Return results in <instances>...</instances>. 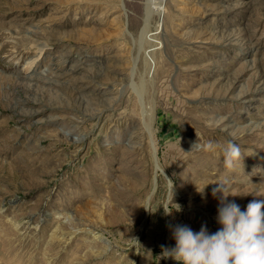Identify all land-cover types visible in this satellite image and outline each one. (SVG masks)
Listing matches in <instances>:
<instances>
[{
	"label": "rangeland",
	"instance_id": "1",
	"mask_svg": "<svg viewBox=\"0 0 264 264\" xmlns=\"http://www.w3.org/2000/svg\"><path fill=\"white\" fill-rule=\"evenodd\" d=\"M88 1L0 0V264H182L264 200V0Z\"/></svg>",
	"mask_w": 264,
	"mask_h": 264
},
{
	"label": "clouds",
	"instance_id": "2",
	"mask_svg": "<svg viewBox=\"0 0 264 264\" xmlns=\"http://www.w3.org/2000/svg\"><path fill=\"white\" fill-rule=\"evenodd\" d=\"M206 148L212 150V142ZM241 162L240 147L229 141L223 149L225 169L233 171ZM219 184L214 191L222 193L223 206L217 215L222 228L209 235L206 226L196 233L186 225H177L173 233L176 246L173 249L162 246V257H172L182 264H264V200H253L241 211L234 202L224 203L228 188L225 183Z\"/></svg>",
	"mask_w": 264,
	"mask_h": 264
},
{
	"label": "bare ground",
	"instance_id": "3",
	"mask_svg": "<svg viewBox=\"0 0 264 264\" xmlns=\"http://www.w3.org/2000/svg\"><path fill=\"white\" fill-rule=\"evenodd\" d=\"M90 4H101V2L100 1H91V0H89L88 1ZM163 9H164V5H155V4H150V3H147V7H146V19H145V22H146V25L143 27L144 28V30L142 31V32H146V30H147V26H148V21H149V16H150V14L151 13H157V14H160V13H162V11H163ZM38 50L39 51H41V48H38ZM34 63H35V59H33L30 63H29V65H28V68H30V67H32L33 65H34Z\"/></svg>",
	"mask_w": 264,
	"mask_h": 264
},
{
	"label": "built area",
	"instance_id": "4",
	"mask_svg": "<svg viewBox=\"0 0 264 264\" xmlns=\"http://www.w3.org/2000/svg\"><path fill=\"white\" fill-rule=\"evenodd\" d=\"M145 3L155 4V5H164L167 0H142Z\"/></svg>",
	"mask_w": 264,
	"mask_h": 264
}]
</instances>
